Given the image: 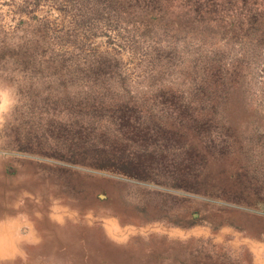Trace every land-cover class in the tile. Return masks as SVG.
<instances>
[{
    "label": "rangeland",
    "instance_id": "obj_1",
    "mask_svg": "<svg viewBox=\"0 0 264 264\" xmlns=\"http://www.w3.org/2000/svg\"><path fill=\"white\" fill-rule=\"evenodd\" d=\"M0 93V264H264V0H0Z\"/></svg>",
    "mask_w": 264,
    "mask_h": 264
},
{
    "label": "crops",
    "instance_id": "obj_2",
    "mask_svg": "<svg viewBox=\"0 0 264 264\" xmlns=\"http://www.w3.org/2000/svg\"><path fill=\"white\" fill-rule=\"evenodd\" d=\"M6 234H7V233H6ZM6 234H5V235H6ZM7 237H11V236H9V235L7 234ZM10 239H11V238H10ZM5 248H6V246H5V243H4V237H3V235H2V232L0 231V254H2V255H0V256L7 257V256L13 255V253H15V251H14L13 249L10 251V248H9V253L3 254Z\"/></svg>",
    "mask_w": 264,
    "mask_h": 264
},
{
    "label": "trees",
    "instance_id": "obj_3",
    "mask_svg": "<svg viewBox=\"0 0 264 264\" xmlns=\"http://www.w3.org/2000/svg\"><path fill=\"white\" fill-rule=\"evenodd\" d=\"M219 85L224 87V85H223L222 82H220ZM225 86H226V85H225ZM117 167H118L120 170H122V171H126V172H129V170H130V168H131V167H128V166H127V163H126L125 161H120V162L117 164ZM130 171H131V170H130Z\"/></svg>",
    "mask_w": 264,
    "mask_h": 264
},
{
    "label": "clouds",
    "instance_id": "obj_4",
    "mask_svg": "<svg viewBox=\"0 0 264 264\" xmlns=\"http://www.w3.org/2000/svg\"><path fill=\"white\" fill-rule=\"evenodd\" d=\"M7 104L8 100L4 97V94L0 93V113L5 111Z\"/></svg>",
    "mask_w": 264,
    "mask_h": 264
}]
</instances>
